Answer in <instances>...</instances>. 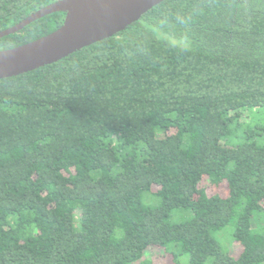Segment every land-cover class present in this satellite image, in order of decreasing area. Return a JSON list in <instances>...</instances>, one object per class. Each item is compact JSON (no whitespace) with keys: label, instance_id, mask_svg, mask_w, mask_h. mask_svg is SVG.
<instances>
[{"label":"trees","instance_id":"16d2710c","mask_svg":"<svg viewBox=\"0 0 264 264\" xmlns=\"http://www.w3.org/2000/svg\"><path fill=\"white\" fill-rule=\"evenodd\" d=\"M55 1L0 0V31ZM64 18L0 39V51ZM260 107L264 0H166L111 38L1 79L0 264L150 253L162 264H264V229H252L264 143L245 121ZM175 210L191 217L173 223ZM231 224L239 253L214 236Z\"/></svg>","mask_w":264,"mask_h":264},{"label":"water","instance_id":"95a60500","mask_svg":"<svg viewBox=\"0 0 264 264\" xmlns=\"http://www.w3.org/2000/svg\"><path fill=\"white\" fill-rule=\"evenodd\" d=\"M166 0H56L0 31V39L19 33L47 16L64 13L63 24L29 43L0 51V80L57 63L111 38Z\"/></svg>","mask_w":264,"mask_h":264},{"label":"rangeland","instance_id":"374dc122","mask_svg":"<svg viewBox=\"0 0 264 264\" xmlns=\"http://www.w3.org/2000/svg\"><path fill=\"white\" fill-rule=\"evenodd\" d=\"M245 121L249 123L247 128L257 130V135H255L254 140L258 143H264V107H260L246 113ZM262 129L263 131H261ZM147 195H144L145 202L147 203ZM191 217V213L184 211V210H175L171 214V221L173 223H180L183 222ZM252 229L254 232H262L264 229V211L254 214L252 217ZM235 231V226L233 224L225 227L224 229L217 231L214 236L216 241L219 243L220 247L223 251H231L234 246V249L237 253L241 251V245L234 241L233 234ZM156 255V253H155ZM154 254L150 253L148 256L145 257V260H140L133 264H146L145 261H150L151 264H162L167 262V258L163 257V259H153ZM184 263H187V257H184Z\"/></svg>","mask_w":264,"mask_h":264}]
</instances>
